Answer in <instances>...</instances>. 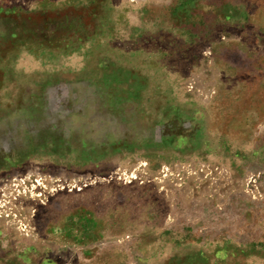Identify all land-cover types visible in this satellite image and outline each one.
<instances>
[{"label": "rangeland", "instance_id": "374dc122", "mask_svg": "<svg viewBox=\"0 0 264 264\" xmlns=\"http://www.w3.org/2000/svg\"><path fill=\"white\" fill-rule=\"evenodd\" d=\"M0 264H264V0H0Z\"/></svg>", "mask_w": 264, "mask_h": 264}]
</instances>
